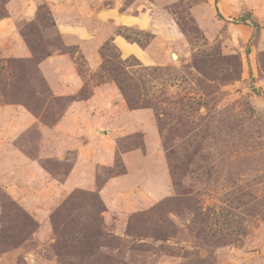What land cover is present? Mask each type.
<instances>
[{
  "label": "rangeland",
  "instance_id": "1",
  "mask_svg": "<svg viewBox=\"0 0 264 264\" xmlns=\"http://www.w3.org/2000/svg\"><path fill=\"white\" fill-rule=\"evenodd\" d=\"M6 2L0 0V18ZM101 4L151 18L147 30L106 28L150 50L155 64L123 59L109 39L94 78L114 83L115 107L124 106L112 120L100 116L101 126L107 120L106 128L118 132L114 126L127 119L143 125L148 117L130 115L132 106L155 114L144 128L154 150L147 151L143 132L118 144L120 153L146 154L138 161L142 184L110 185L125 167L120 157L113 167L97 163L107 144L81 135L80 145L90 143L70 145L54 130L72 102L87 96H51L34 58L0 59L8 94L0 90V264H62L61 222L65 238L87 234L97 241L95 251L79 249L90 262L107 256L113 264H245L247 258L264 264V0ZM49 14V5H41L22 29L39 58L63 47ZM251 15L262 27L257 36L251 20L237 23ZM114 103L106 96L101 107Z\"/></svg>",
  "mask_w": 264,
  "mask_h": 264
},
{
  "label": "crops",
  "instance_id": "2",
  "mask_svg": "<svg viewBox=\"0 0 264 264\" xmlns=\"http://www.w3.org/2000/svg\"><path fill=\"white\" fill-rule=\"evenodd\" d=\"M103 1L105 0H7L5 15L0 18V59L27 60L33 58V51L27 43L22 29L26 23L36 20L41 5H49L56 24L54 28L62 40L63 47L62 49L52 47L51 54L38 64V71L47 83L52 96L59 98L87 96L78 97L72 102L61 120L54 126V130L62 134V138H65V141L70 145L85 146L92 141H102L104 142L101 143L102 146L107 144L106 150L99 154L97 163L113 167L120 157L125 167V173L121 177L112 179L110 185L115 182H119V185L120 181L125 180L130 182V185L134 183L138 187L142 184L141 176H145V172L140 174L144 170L138 166V161H144L147 156L141 150L120 153L118 144L120 140L132 138L143 132L146 142H148L147 151L154 150L153 139H150V134L146 131L148 128L146 130L144 128L145 124L155 117V114L147 109L131 111L130 115L148 117L147 121L142 125L132 122V119H127V125L120 128L114 126L119 129L118 132L106 128L112 126V122H107V120H103L106 125L101 126L98 121L100 116H107L112 120L118 108L124 106L120 105L117 109L115 107L119 99L117 97L119 91L114 83L96 82L94 78L102 72L104 58L101 48L109 39L123 59L136 57L145 65L155 64V57L150 53V50L142 49L138 44L131 43L106 28L110 26L112 31L119 28L147 30L151 26V18L146 14L139 17L130 13V10L122 11L115 5L105 7L101 4ZM116 1L119 2V0ZM134 7L133 5L131 11H135ZM78 59L84 60V67L79 65ZM88 88L90 91L87 90ZM106 96L115 102L110 108L101 107V100ZM8 107L12 111L18 109L16 106ZM22 111H25V113L22 112L24 117L30 119V114L26 110ZM99 111L101 115H99ZM74 134L76 137L72 136ZM81 135H85L90 142L84 140L80 145ZM101 159L102 161H100ZM79 172L78 166L75 165L71 175L76 176ZM161 174L160 181L163 180L167 184L165 177L169 172L162 169ZM158 187L161 188V186ZM256 254L260 255L253 252L252 257H257ZM259 260L262 261V258L254 260L247 258L245 264H259Z\"/></svg>",
  "mask_w": 264,
  "mask_h": 264
},
{
  "label": "trees",
  "instance_id": "3",
  "mask_svg": "<svg viewBox=\"0 0 264 264\" xmlns=\"http://www.w3.org/2000/svg\"><path fill=\"white\" fill-rule=\"evenodd\" d=\"M49 17H50L49 19L52 22V26L55 27V22H54V20H53V18L51 16V14H49ZM249 20H251V23H252L253 27L255 28V36H257L260 33V31L262 30V27L255 19H253V15H251L250 18L249 17L246 18V19L242 18V20L241 21H237V23L247 24ZM26 36L24 34V37H26ZM125 39L127 41L131 42V43H134L128 37H126ZM29 46L31 47V49L33 51V58L35 60H37V62H38L37 66H38V64L40 63V61L42 59L48 57L51 54V52L47 51L44 54V57L39 58L36 49L34 47H32V45H30V44H29ZM13 61H18V62H22V63L26 62V61H23V60H13ZM2 68H4V66ZM39 79H40L41 84L49 90V87L47 86V83L45 82L44 78L41 75H40ZM1 87L2 86L0 85V90H2L1 91L2 96H8V94H6L4 89H2ZM120 89L123 91L122 87H120ZM128 102L131 104L129 99H128ZM131 109L135 110L136 108H133V106H132ZM62 116L60 115V117L57 118V120L55 122L58 123V121L61 120ZM58 214H59V212H58ZM58 214H56V215L58 216ZM65 226L66 225L63 222H61L60 226H58V228H57V235H56L57 236L56 248H61L60 251H64V250L67 251L66 255L63 254L62 261H61L62 264H83V263H86V264H100V263H102V264H113L112 260L109 257H107V256H104V259L102 261H100L99 259L95 258L92 262H90L91 259L87 257L88 254L87 253H80L79 249H80V247L86 246V247L90 248L91 251H95L97 249V241H96L95 244H93L92 241L90 240L91 237H88L87 234H85L84 237L81 238L79 241H75L76 239L65 238L62 235V231L63 230H67L65 228ZM59 243L61 244L60 246L58 245ZM91 254L93 255L94 252H91ZM64 258H65V260H64Z\"/></svg>",
  "mask_w": 264,
  "mask_h": 264
}]
</instances>
